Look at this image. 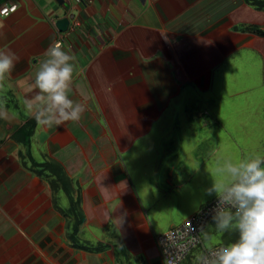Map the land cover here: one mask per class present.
<instances>
[{"label": "crops", "instance_id": "1", "mask_svg": "<svg viewBox=\"0 0 264 264\" xmlns=\"http://www.w3.org/2000/svg\"><path fill=\"white\" fill-rule=\"evenodd\" d=\"M257 1L0 0L19 57L0 80V264H165L156 237L216 198L204 180L264 157ZM53 41L86 111L47 127L23 101Z\"/></svg>", "mask_w": 264, "mask_h": 264}, {"label": "clouds", "instance_id": "2", "mask_svg": "<svg viewBox=\"0 0 264 264\" xmlns=\"http://www.w3.org/2000/svg\"><path fill=\"white\" fill-rule=\"evenodd\" d=\"M44 55L47 59L39 65L34 79L35 92L23 101L26 112L47 127L79 122L86 105L68 96L75 57L59 41H53ZM18 61L19 57L11 50L0 51V80L11 74ZM262 164L264 157L257 156L237 162L227 160L219 167L227 183L218 184L213 178L212 186L206 189L207 195L217 197L212 219L218 231H235L238 237L232 243L198 253L194 264H264ZM166 264H176L175 258L170 256Z\"/></svg>", "mask_w": 264, "mask_h": 264}, {"label": "built area", "instance_id": "3", "mask_svg": "<svg viewBox=\"0 0 264 264\" xmlns=\"http://www.w3.org/2000/svg\"><path fill=\"white\" fill-rule=\"evenodd\" d=\"M17 10V4L14 2H4L0 5V16H10ZM217 201V197L212 199L192 216L184 220L179 226H176L156 237V243L162 260L173 256L176 264L182 263L186 257L196 248L201 252L214 249L223 244H218L207 248L203 245L202 233L207 224L212 220V209Z\"/></svg>", "mask_w": 264, "mask_h": 264}, {"label": "rangeland", "instance_id": "4", "mask_svg": "<svg viewBox=\"0 0 264 264\" xmlns=\"http://www.w3.org/2000/svg\"><path fill=\"white\" fill-rule=\"evenodd\" d=\"M264 5V0H258L257 4ZM220 166L216 168L218 174H221L218 169ZM261 167H264V164L261 165ZM224 177V175L222 174ZM216 182L220 184V180L216 179ZM204 183H207L208 185L212 186V182L209 183L208 181L204 180ZM195 202H193V205ZM181 224V223H180ZM179 224V225H180ZM177 225V226H179ZM238 237V234L235 231H228V232H220L218 231L215 222L212 220L209 221L207 224L204 232L202 233V239H203V245L207 248L213 247L214 245L223 244L227 245L229 243L234 242ZM199 249H194L187 257L186 259L180 263V264H194L195 256L199 253Z\"/></svg>", "mask_w": 264, "mask_h": 264}, {"label": "water", "instance_id": "5", "mask_svg": "<svg viewBox=\"0 0 264 264\" xmlns=\"http://www.w3.org/2000/svg\"><path fill=\"white\" fill-rule=\"evenodd\" d=\"M68 24H69V21L67 19H63L59 21L57 25L61 31H64L68 28Z\"/></svg>", "mask_w": 264, "mask_h": 264}, {"label": "trees", "instance_id": "6", "mask_svg": "<svg viewBox=\"0 0 264 264\" xmlns=\"http://www.w3.org/2000/svg\"><path fill=\"white\" fill-rule=\"evenodd\" d=\"M257 5H260L259 3L257 4ZM261 6V5H260ZM253 31H255V32H257V33H259V34H261V35H264V30H262V29H259V28H257V27H255V28H251Z\"/></svg>", "mask_w": 264, "mask_h": 264}]
</instances>
